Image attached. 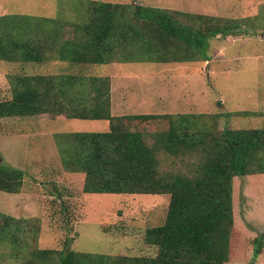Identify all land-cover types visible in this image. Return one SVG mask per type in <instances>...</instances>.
Instances as JSON below:
<instances>
[{"label":"trees","instance_id":"obj_1","mask_svg":"<svg viewBox=\"0 0 264 264\" xmlns=\"http://www.w3.org/2000/svg\"><path fill=\"white\" fill-rule=\"evenodd\" d=\"M85 10L83 22L0 15V60L69 64L55 74H10L0 119L108 120L105 132L56 134L64 170L85 175L86 193L169 194V207L165 222L144 233L155 256L77 251L68 227L62 249L36 248L23 264H226L235 233L233 180L264 174V128L200 127L192 119L203 115L183 113L113 115L110 77L89 70L113 62L207 60L210 39L237 35L242 21L102 0H86ZM24 180L25 171L3 164L0 152V189L19 193ZM25 223L0 213V242L18 246ZM254 243L260 253L264 233Z\"/></svg>","mask_w":264,"mask_h":264},{"label":"rangeland","instance_id":"obj_2","mask_svg":"<svg viewBox=\"0 0 264 264\" xmlns=\"http://www.w3.org/2000/svg\"><path fill=\"white\" fill-rule=\"evenodd\" d=\"M103 1L242 21L237 35L210 39L207 60L92 66L90 72L111 77L113 114L183 113L203 115L192 119L200 127L264 128V0ZM85 6L86 0H0V15L83 22L87 19ZM68 66L62 61L0 60V99L11 96L10 74H55L65 72ZM239 111L247 114L239 115ZM109 128L108 120H53L38 115L0 119L2 162L25 171L19 193L0 189V213L26 220L18 246L0 242V264H23L36 248L62 249L68 227L73 228L70 248L77 251L157 254L155 246L144 242V233L147 227L165 222L169 194L86 193L85 175L65 171L62 166L56 134L105 132ZM233 186L235 233L232 260L226 264H263L264 248L256 253L254 239L264 233V174L236 176Z\"/></svg>","mask_w":264,"mask_h":264},{"label":"crops","instance_id":"obj_3","mask_svg":"<svg viewBox=\"0 0 264 264\" xmlns=\"http://www.w3.org/2000/svg\"><path fill=\"white\" fill-rule=\"evenodd\" d=\"M103 1V0H102ZM163 8V7H162ZM218 37H221V35L219 34L218 35ZM178 64H182V63H178ZM98 75H101V76H109V75H102V74H98ZM110 77V76H109ZM110 79H111V77H110ZM122 85V84H121ZM122 87V86H121ZM114 87H113V84H112V80H111V102L113 101V95H114ZM123 92V89H121V93ZM122 96H123V93H122ZM114 100H115V98H114ZM116 101V100H115ZM118 103L116 102V105H117ZM114 105V104H113ZM113 114V113H112ZM113 115H115V114H113ZM116 115H126V114H116ZM263 264H264V262H263Z\"/></svg>","mask_w":264,"mask_h":264}]
</instances>
